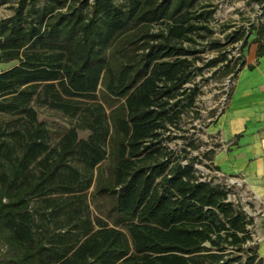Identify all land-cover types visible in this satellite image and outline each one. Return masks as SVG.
Masks as SVG:
<instances>
[{
    "label": "trees",
    "instance_id": "obj_1",
    "mask_svg": "<svg viewBox=\"0 0 264 264\" xmlns=\"http://www.w3.org/2000/svg\"><path fill=\"white\" fill-rule=\"evenodd\" d=\"M217 1L9 5L0 18V63H14L0 70V264H264L253 217L191 154L200 144L187 124L200 117L205 70L231 81L250 42L264 55L263 0L257 24L223 38ZM42 107L68 125L48 126Z\"/></svg>",
    "mask_w": 264,
    "mask_h": 264
},
{
    "label": "crops",
    "instance_id": "obj_2",
    "mask_svg": "<svg viewBox=\"0 0 264 264\" xmlns=\"http://www.w3.org/2000/svg\"><path fill=\"white\" fill-rule=\"evenodd\" d=\"M257 48V42L246 46L245 65L233 80L225 109L212 122L221 140L213 164L222 174L243 181L254 196V207L262 210L264 224V55L258 56ZM258 253L264 257V240Z\"/></svg>",
    "mask_w": 264,
    "mask_h": 264
},
{
    "label": "rangeland",
    "instance_id": "obj_3",
    "mask_svg": "<svg viewBox=\"0 0 264 264\" xmlns=\"http://www.w3.org/2000/svg\"><path fill=\"white\" fill-rule=\"evenodd\" d=\"M1 1L2 0H0V18H3L12 14L13 10L9 5L14 2V0H6V2L3 3ZM261 12L262 9L256 0H218L215 20L213 21L216 37L223 38L225 32L233 30L235 27L242 24L245 26L257 24L261 19ZM251 37L252 35L250 38ZM239 46L240 43L232 48V56L237 55ZM213 55L214 52L206 53L208 58ZM10 64L11 63H0V70L7 68ZM205 75L208 76L209 79L206 82L200 81L203 92L199 95L196 103L197 109L200 112V117L194 118L193 120L190 119L187 124L190 133H195V137H198L197 142L200 144L198 149L191 151L192 155L198 156V161L196 160L194 165L198 171L205 176H212L215 178V182L227 184L231 188V198L240 200L247 213L253 217L254 224L251 226V230L254 239L259 243L264 240V224L261 219L262 210H260L259 207H254V196L239 177L227 176L214 169L213 154L211 153L212 149L217 148L216 145L221 144L218 133L212 131V122L215 121V116L211 115V111H216V113H218L227 104V95L232 89V82L228 83L227 81L230 78L228 76H223L220 71L213 73L209 68L205 70ZM199 78L198 76L197 79ZM39 112L40 117L44 118L48 126L52 128H56L58 125H68L67 119L62 117V115L55 110L42 107L39 109ZM6 117L11 116L6 115ZM80 134L84 136L87 132L81 131ZM56 139V135H53L51 143L54 144ZM177 142L182 143L181 140H177ZM233 179L236 181L233 182ZM2 251L3 250L0 248V254Z\"/></svg>",
    "mask_w": 264,
    "mask_h": 264
},
{
    "label": "built area",
    "instance_id": "obj_4",
    "mask_svg": "<svg viewBox=\"0 0 264 264\" xmlns=\"http://www.w3.org/2000/svg\"><path fill=\"white\" fill-rule=\"evenodd\" d=\"M238 54H239V52L237 53V55H238ZM227 82H228V83L232 82V84H233V81H230V79H228ZM225 106H226V105H225ZM225 106H224V108H225ZM232 181L234 182V181H236V180L233 179Z\"/></svg>",
    "mask_w": 264,
    "mask_h": 264
}]
</instances>
